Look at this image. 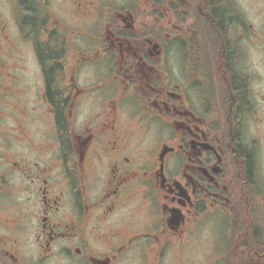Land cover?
I'll use <instances>...</instances> for the list:
<instances>
[{
    "label": "flooded vegetation",
    "instance_id": "af4514ba",
    "mask_svg": "<svg viewBox=\"0 0 264 264\" xmlns=\"http://www.w3.org/2000/svg\"><path fill=\"white\" fill-rule=\"evenodd\" d=\"M0 264H264V0H0Z\"/></svg>",
    "mask_w": 264,
    "mask_h": 264
}]
</instances>
